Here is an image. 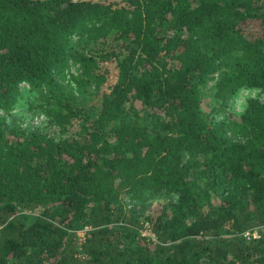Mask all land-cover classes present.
Segmentation results:
<instances>
[{
    "label": "trees",
    "instance_id": "1",
    "mask_svg": "<svg viewBox=\"0 0 264 264\" xmlns=\"http://www.w3.org/2000/svg\"><path fill=\"white\" fill-rule=\"evenodd\" d=\"M262 95L264 0H0V264H264Z\"/></svg>",
    "mask_w": 264,
    "mask_h": 264
},
{
    "label": "rangeland",
    "instance_id": "2",
    "mask_svg": "<svg viewBox=\"0 0 264 264\" xmlns=\"http://www.w3.org/2000/svg\"><path fill=\"white\" fill-rule=\"evenodd\" d=\"M110 1V0H109ZM118 1H122V0H118ZM124 2V1H123ZM122 3V2H121ZM109 40L112 39V35H109L108 37ZM105 45V44H104ZM99 44H95L93 46V49L97 50V54H99L101 52L99 48ZM87 48H89L88 46H85L84 44H77V49L79 50H83L86 51ZM106 48H109V45L106 46ZM100 67L102 69V71L105 72V74L107 75V79L106 81H104L102 84L100 83L101 87V91H99V89L96 91V87L95 84H92L90 86L87 87L86 92L83 94H77V102L88 107V108H96L98 103L100 102V92H102V90L104 88L109 89L111 84L114 82V80L117 77L118 74V68L116 66V61L115 59L111 58V57H100ZM213 82V80H212ZM99 92V93H98ZM256 91H250L249 89H245L242 92H240L239 97L237 99V101L235 102V108L237 110H241L244 106H245V102H246V96L248 95H255ZM262 98L264 99V95H262ZM210 108V106H208ZM23 108V113H26V110L23 106H19L18 109ZM28 113V112H27ZM26 119L28 121L33 122L34 124H41L44 125L47 123V119L43 116H39V117H33L31 113L26 114ZM74 124L72 125V133L73 134H78L80 127H81V123H78V121L74 120ZM48 132L52 135H55L57 137L59 136H63V135H67L66 132H62L61 130H59V128L57 127V125H50L47 128ZM174 197L175 195H158L156 196L154 199L153 198H149L147 200V202H149V207L148 210L149 212H153L156 213L159 210H161L162 207V203L164 201H168L170 198ZM126 199L128 201H130L129 196H126ZM130 204H133V202H129ZM85 228H81L79 229L78 233L80 236V240H83L82 238H84L85 236ZM142 233L147 234L149 236H153L155 238V235L153 233V231L151 230V227L149 225V223L147 222L145 224V227L142 228Z\"/></svg>",
    "mask_w": 264,
    "mask_h": 264
},
{
    "label": "built area",
    "instance_id": "3",
    "mask_svg": "<svg viewBox=\"0 0 264 264\" xmlns=\"http://www.w3.org/2000/svg\"><path fill=\"white\" fill-rule=\"evenodd\" d=\"M87 228H88V226L85 227V230ZM263 234H264V224L253 226V227H251V228H249L243 232V236L246 238H249V239L250 238H257ZM82 239L84 240L85 236Z\"/></svg>",
    "mask_w": 264,
    "mask_h": 264
}]
</instances>
